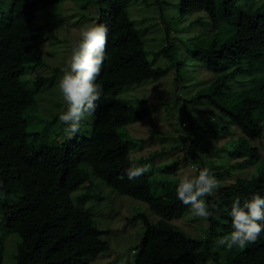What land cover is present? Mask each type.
Here are the masks:
<instances>
[{
	"label": "trees",
	"instance_id": "obj_1",
	"mask_svg": "<svg viewBox=\"0 0 264 264\" xmlns=\"http://www.w3.org/2000/svg\"><path fill=\"white\" fill-rule=\"evenodd\" d=\"M60 1L63 0H11L7 11L0 13V219L4 231L18 237L12 264H87L106 248L100 236L108 230L98 228L91 215L81 213L70 198V193L89 177L79 167L82 162L93 177L120 195L144 201L158 216L153 222L143 214L129 218L133 221L139 217L144 227L134 264H204L210 256L217 260L214 250H209L211 236H225L232 231V201H243L257 193L264 195V159L250 143L261 135L256 113L264 110V80H259L264 72V0L258 6L253 5L254 0H245V9L233 0H220L218 8L215 0H179V13L204 10L216 34L204 47L195 49L201 66L214 75L188 101L201 97L212 112L236 126L240 139H245V145L234 154L242 157L239 167H255L247 177L232 178L208 198L210 205L218 206L221 218L205 220L208 231L204 240L169 221L172 202L165 195L176 192V185L154 196L149 190V175L134 180L125 176L133 160L129 153L134 143L121 138L117 128L135 112L116 95L132 84L157 79L169 69L152 66L148 60L139 30L124 10L131 0H97L98 15L109 32L107 59L97 78L103 94L88 136L76 134L70 140L28 146L29 135L37 133H27L24 112L34 99L19 77L25 61L40 62L41 50L33 30L14 27L11 21ZM224 29L229 30L228 35L220 40L217 35ZM167 47L168 40L159 51L164 56ZM174 65L177 70L179 62L171 67ZM239 73H245L251 85L239 91L229 90L226 85ZM223 129L220 126L219 130ZM174 170L175 164H170L160 171ZM214 174L221 177L227 170ZM81 195L85 197L86 193ZM217 263L264 264V233L243 249L225 248L223 261Z\"/></svg>",
	"mask_w": 264,
	"mask_h": 264
},
{
	"label": "rangeland",
	"instance_id": "obj_2",
	"mask_svg": "<svg viewBox=\"0 0 264 264\" xmlns=\"http://www.w3.org/2000/svg\"><path fill=\"white\" fill-rule=\"evenodd\" d=\"M10 2L0 0V13L7 11ZM215 2L218 8L220 0ZM233 2L245 9V0ZM261 2L254 0L253 5L258 6ZM124 10L139 30L151 65L169 68L163 76L132 84L116 95L135 112L127 116L117 133L121 138L133 141L134 147L129 153L133 160L152 165V170L147 173L151 178V194L160 196L177 186L181 176L194 167H209L213 173L227 170V174L216 177L222 185L234 177H247L255 167L245 164L239 167L242 157L234 154L237 148L245 145V139H240L236 126L226 117L212 112L201 97L188 101L214 75L201 66V58L195 55V49L204 47L213 36L216 37L206 12L195 10L181 14L179 0H131ZM98 14L97 0H63L11 21L14 27L33 30L41 50L40 62L25 61L19 77L20 84L34 99L33 105L24 112L27 133H37V136L27 138L29 147L57 143L66 138L65 126L58 118L65 107L59 92V79L67 67L72 45L80 38L81 26L101 23ZM166 30H169L168 39L165 38ZM228 32L221 30L217 36L221 40ZM167 40L164 56L159 51ZM175 62H179L177 70L176 65L171 67ZM40 77L44 81H37ZM260 78L264 80V72ZM251 83L245 73H239L232 76L226 87L239 91ZM256 121L261 125V135L250 143L264 159V110L256 113ZM91 124H83L78 135L87 137ZM220 126L224 129L219 130ZM170 164H175L174 171H160ZM79 167L89 173V177L70 193V198L81 213L91 215L98 228L108 230L100 236L106 248L90 258L87 264H134L144 227L139 217L133 221L129 218L143 214L153 222L158 216L144 201L120 195L93 177L85 162ZM83 192L85 197L81 195ZM78 195L81 198L76 200ZM165 198L172 202L169 219L172 224L201 240L207 239L208 223L205 220L192 217L189 207L177 199L176 192L166 194ZM221 237L219 234L211 236L213 242L209 245V250H214L218 259L207 257L204 264L223 261L225 248L216 246ZM17 242V235L4 231L0 219V264L13 263Z\"/></svg>",
	"mask_w": 264,
	"mask_h": 264
},
{
	"label": "clouds",
	"instance_id": "obj_3",
	"mask_svg": "<svg viewBox=\"0 0 264 264\" xmlns=\"http://www.w3.org/2000/svg\"><path fill=\"white\" fill-rule=\"evenodd\" d=\"M108 26L104 23H86L80 28V38L71 47L67 67L59 79V92L64 109L58 118L64 125L67 139H72L85 123H92L103 94V87L97 83L104 61L107 59ZM152 170L150 163H140L135 159L125 170L129 180L137 179ZM121 179L124 176L120 177ZM3 182L0 181V187ZM209 167L193 168L183 174L176 186V197L181 204L188 206L191 216L208 220H220L218 206L209 204L222 187ZM232 231L217 240V247L243 249L254 244L264 233V195L254 194L249 199L232 201L230 208Z\"/></svg>",
	"mask_w": 264,
	"mask_h": 264
}]
</instances>
